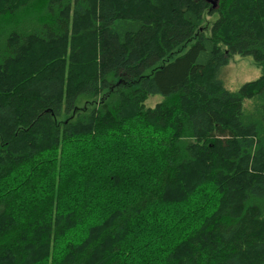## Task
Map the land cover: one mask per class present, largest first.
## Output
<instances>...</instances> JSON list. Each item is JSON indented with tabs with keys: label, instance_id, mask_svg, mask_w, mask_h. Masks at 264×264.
Instances as JSON below:
<instances>
[{
	"label": "trees",
	"instance_id": "16d2710c",
	"mask_svg": "<svg viewBox=\"0 0 264 264\" xmlns=\"http://www.w3.org/2000/svg\"><path fill=\"white\" fill-rule=\"evenodd\" d=\"M253 99L264 0H0V264H264Z\"/></svg>",
	"mask_w": 264,
	"mask_h": 264
},
{
	"label": "rangeland",
	"instance_id": "374dc122",
	"mask_svg": "<svg viewBox=\"0 0 264 264\" xmlns=\"http://www.w3.org/2000/svg\"><path fill=\"white\" fill-rule=\"evenodd\" d=\"M215 18L216 17L206 18V21H208L211 25L215 21ZM208 35L209 33H207V36ZM193 43L194 41L176 50L175 54L167 59L166 62L172 61L177 56L187 52ZM219 76L224 87L228 91L236 93L242 88L243 85L257 81L262 76V67L257 64L251 56H230L228 65L222 68ZM88 101L92 103V105L98 103L97 100L94 102L93 100ZM161 101L162 98L160 96H155L150 97L145 104L147 107L153 108ZM85 102L86 100L80 102L79 107H85ZM261 107H264V99L245 100L243 102V122L250 123L257 120L260 115Z\"/></svg>",
	"mask_w": 264,
	"mask_h": 264
},
{
	"label": "water",
	"instance_id": "95a60500",
	"mask_svg": "<svg viewBox=\"0 0 264 264\" xmlns=\"http://www.w3.org/2000/svg\"><path fill=\"white\" fill-rule=\"evenodd\" d=\"M210 5H212V8L217 9L218 7V0H206Z\"/></svg>",
	"mask_w": 264,
	"mask_h": 264
}]
</instances>
